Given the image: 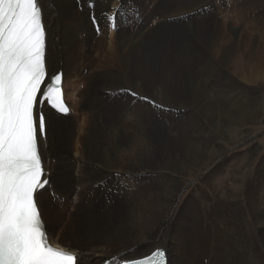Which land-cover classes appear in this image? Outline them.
I'll use <instances>...</instances> for the list:
<instances>
[{"label": "bare ground", "instance_id": "6f19581e", "mask_svg": "<svg viewBox=\"0 0 264 264\" xmlns=\"http://www.w3.org/2000/svg\"><path fill=\"white\" fill-rule=\"evenodd\" d=\"M151 1L155 4L152 9L148 8L149 0H39L46 26L48 77L53 75L49 73L55 68L54 65L51 67L52 60L55 64H63L65 76L61 87L66 106L69 102H74L76 107L82 105L87 115L84 122H77L79 127H70V123L61 127V121L71 122L69 114L79 115L81 112H75L73 105L67 113H62L52 108L47 101L38 103L37 108L43 111L46 118V132L39 137L45 172L42 179L46 178L49 183L37 192V201L50 232L49 242L54 247L74 251L84 264H100L102 257L111 254L114 248L116 251L128 249L127 253L143 248V252L147 251L136 258L118 262L143 258L161 247L158 245L159 239L167 249L168 264H205L204 252H198L199 249L202 252V249L206 248V245L199 246V240L202 242L204 238L203 232L201 233L200 229L198 233H193L192 230L195 229L189 222L191 219L194 222L198 220L202 227L204 225L205 228H211L205 217L206 209L199 207L201 188L195 184L192 192L198 207L192 202V209L182 208L184 225L177 224L172 229L171 222L168 221L170 211L157 224L156 214L168 206L171 208L186 182L189 184L188 181L195 177L197 170L194 167L212 163L216 159L215 156H220L223 150L217 151L205 144L189 146L185 144L187 141L183 146L167 144L168 146L164 147L162 136L166 131H161L162 127H154L158 124H154L153 118L165 107L164 104L172 107L181 104L185 109L188 108L187 104H190L197 110L201 119L199 128L206 136L205 143H211L212 133L206 130L205 122H212L224 135L223 133L231 132L235 127L246 126L245 117L248 119L264 115V99H255L246 104L242 90L244 95L236 96L231 106L226 100L218 99L220 103L215 109L204 97L206 94L202 86L207 78L217 82H227V79H230L234 85H237L240 79L248 81L249 84L260 81L264 85V59L259 58V54H253L257 51L249 54L244 50V47L251 45L255 37H250L248 33L246 41L239 39L233 48L237 52L230 56L232 50L226 49L227 46L225 47L223 42L217 43L218 38L210 35L207 27L205 34L200 32L196 35L179 25L178 17L182 12L198 10L212 3L211 0ZM253 1L259 0H250L249 3ZM212 9L213 5L208 12ZM208 12L192 17L205 16ZM53 17H57L55 22H52ZM106 18L108 21L104 22ZM238 19L242 20L243 17L238 16ZM168 22L171 23L167 24ZM107 30L113 41L107 47H102L99 41L103 39L99 38L107 34ZM191 33L192 38L185 35ZM93 37L95 38L92 39ZM91 40L95 43V55L89 57L87 52L91 48ZM214 56L216 59H213ZM85 61H88L90 66L85 75L86 80L83 81V75L81 72L79 74L78 69L79 63ZM59 67L56 66L55 69L61 70ZM83 68L84 66L80 70ZM189 73L193 76H188ZM69 76H72L70 80ZM49 82L50 79L46 78L42 92ZM81 84L83 89L79 88ZM206 85L210 83L206 81ZM214 89L216 88H212ZM42 98L41 93L38 100ZM209 99L211 104L215 102L213 98ZM179 140L174 142L178 143ZM62 149L68 150L72 156L65 151H59ZM52 160H55L54 164L50 163ZM239 164L240 166L235 164L240 174L237 184H234V191L227 194L230 197L228 209L220 207V222L223 223L224 235L220 244L224 256L220 257L218 262L264 264L252 237L241 230L245 218L242 219L243 213L238 199L245 183L242 169L246 164ZM262 166L264 168V163ZM229 170L227 165L226 168L216 167L214 172L221 173L218 175L225 179L224 172ZM153 172L156 185L150 188L148 184ZM161 175H164L162 183ZM256 176H259L257 169L250 172V184L254 187ZM212 177L214 178V175ZM58 183L69 196L71 207L60 205L64 201L67 204L68 200L65 194L60 192ZM53 184L55 188H52ZM45 187L56 196H52ZM43 197L48 198L44 210ZM258 199L262 200L260 197ZM99 203L106 209L105 212L98 210ZM260 207L258 202L253 201L250 209L255 224L264 226V210ZM48 209L51 213L48 214L47 223L44 211L48 212ZM229 216L234 217L229 219ZM261 229L264 230V227ZM156 235L159 238L158 243H155L150 251L145 250V246ZM173 242H178V245ZM211 245L219 246L218 242H212ZM171 250L178 254H172ZM242 254L244 256L240 257Z\"/></svg>", "mask_w": 264, "mask_h": 264}, {"label": "rangeland", "instance_id": "374dc122", "mask_svg": "<svg viewBox=\"0 0 264 264\" xmlns=\"http://www.w3.org/2000/svg\"><path fill=\"white\" fill-rule=\"evenodd\" d=\"M249 1L250 0H211L212 3L204 5L202 8H200L198 10L195 9V10H192V11L187 12V13L182 12V14H180L178 17V20H180L179 25H180V27L183 26L182 27L183 29L190 30V31L194 32L196 35L200 32H201V34H205L208 31V33L210 35H214L215 38H218L217 43L223 42L224 46L225 47L227 46L226 49L232 50L230 56L237 52L236 49L234 50L233 48H234L235 44L238 42V40L243 38V40L246 41L248 39V33H249L250 37H255V38H253V42L251 43V45L253 43L254 44L252 45L253 47L251 45H248V46L244 45V46H246V47L243 46L244 50L246 52H248L249 54H252L253 52L257 51L256 53H253V54H259L258 55L259 58L264 59V47H263L264 46L263 45L264 44L263 43L264 42V1L259 0L257 2L253 1L251 3H249ZM149 3H150V6L148 8L152 9V7L155 4L151 0H149ZM212 5H213L214 10L212 9L213 11L211 10L210 12H208L211 9ZM77 9L82 10L81 7H77ZM207 12H208V14L205 16H200V17L194 16V17H192L193 15H198L199 13L204 15V13L206 14ZM238 16L240 18L243 17V19L242 20L238 19ZM53 18H52L53 19L52 22H55L57 17H53ZM195 18H197V19H195ZM214 19H216V21ZM105 20L106 21H104V22H107L108 18H106ZM169 23H171V22H168L167 24H169ZM168 27H169V25H168ZM206 27H207V31H206ZM216 27H217V29H216ZM110 28L111 27L109 26V30H110ZM199 29H200V31H199ZM96 30H98L97 27H96ZM109 30H107V34H103V35H101L102 37L99 38V39H103V40H101L102 42L99 41V39H97V41H99L101 43L100 46L103 45L102 47H104V46L107 47V45L111 44V41H113V39L111 38V36L108 32ZM217 33L219 34V36ZM185 35H189L188 38H192V33L191 34H185ZM221 36L223 39L221 38ZM239 36H241V37H239ZM94 38L95 37H93L92 39H94ZM97 38H98V36H97ZM85 47H88V46H85ZM94 49H95V43H93V40H91V48L88 50L87 56L91 57V55H95V52H93ZM249 50H251V51H249ZM214 58L216 59V56H214L213 59ZM52 65H54L55 68H56V66L57 67L60 66L62 69L60 70V69L53 68L54 71H50L49 75L54 74L57 71H61L63 74V77L65 76L63 64H55V62L52 60L51 61V67H52ZM81 65L84 66L83 70H80L82 67ZM89 66H90V63L88 61H85L83 63H79L78 72H79V74L81 72V75H83V76H81V79L84 78V80L82 79L83 81L86 80L85 75H87V71H88L87 69H89ZM201 70H202V67H201ZM209 75H211V74L209 73ZM188 76H193V75H192V73H189ZM71 77L72 76H69V80L71 79ZM205 80L208 83H210V85H206ZM205 80L202 83V86H204V93L206 94L204 97L206 98L207 102L211 106H213L215 109H216V107L219 106V103H220L218 101V99H222V101L226 100L228 102V104L231 106V104L235 102V101L233 102L232 100H235L237 98L236 96L244 95V93L247 96V97H244L245 95L242 96L244 98L245 103L246 102L249 103V102H251L255 99L257 100L259 98L264 99V85L260 81L253 82V83L249 84L248 81H244V80H242L244 82V83H242V81L240 79L239 82L237 81L238 82L237 85H234L235 83L230 81V79H227V82H217L214 79L211 80V78L209 79L210 81L208 80V78ZM239 83H241V85ZM246 84H248L249 86ZM208 86H210L212 88H216V89L212 90V88H210V87L208 88ZM236 86H238L239 88ZM79 88L83 89L82 84L79 85ZM237 90H239V91H237ZM241 90L244 92V93L242 92L243 94L241 93ZM236 91H237V94L235 93ZM247 93H248V95H247ZM220 95L222 98L220 97ZM209 98H213L215 100V102L213 101L211 104V101ZM238 99L240 100L241 98H238ZM217 103H218V105H217ZM72 105L75 107V112L78 111L79 113L81 112V114H79V115H76V113L75 114L74 113L69 114V116L71 117V119H70L71 122H66V123L64 122L63 123V121H61V127H62V125L67 124V123L71 124L70 127L72 125H74V127H79L78 123L84 122V120H85L84 118L87 115L85 113V111H86L85 107H82V105H79V107L78 106L76 107L74 102L68 103V106L70 109H71L70 106H72ZM164 106L165 107L162 108L161 112L155 118H153L155 121L154 124H158V125H155L154 127L159 126V127H162L161 131L162 130H164L163 132L166 131L164 133V135L162 136V146H164V147H167L168 145L177 146V144H178V146H181V145L183 146L184 143L187 141L188 143H185L186 145L189 144V146H202L203 144H205L206 146H209V147H211L217 151L223 150V153L220 154V156H218V157L215 156L216 159L213 160L212 163H209L207 165H202L199 168L194 167L197 170L195 177H192L188 181L189 184L186 182V185L179 192V195L177 196V199H176L175 203L171 206V208L168 206L164 210L161 209L156 214L157 224L163 217H165V214L170 211L169 215H171V216L169 217L168 221L171 222V228L174 229V227L177 224L184 225L185 220L182 218V217H184L183 216L184 212L182 211V208H183V210L192 209L194 207L192 202L195 203L196 206L198 207V203L193 198L194 194H192L193 189L196 187L195 184H197L201 188V190L203 191V192L201 191L202 197H201V195L199 196L200 198L198 197V201L200 204L199 207L201 206L200 208L206 209L205 210V214H206L205 217H206L207 222L210 223L209 226H211V228L210 229L205 228L204 225L202 227V224H200L201 225V228H200V225L198 223H201V222L200 221L198 222V220L197 221L195 220V222H194V220L191 219L192 221L189 220V222L194 227L193 229L196 230V231L192 230V232L194 231L195 233H198L200 231V229H201V233L203 232L204 238L202 239V242L199 240V243H200L199 246L206 245V248L205 249L201 248L202 252L198 248L199 249L198 252H200V253L204 252L203 256H205V258H203V262L205 260L206 261V262H204L205 264H208L209 262L210 263L213 262V264H219L218 259L220 257L224 256V254L222 253V244H220V242H222V238L224 236L222 234L223 233L222 232L223 223L220 222L221 221L220 219H222L220 207L223 206L226 210L228 209L230 197L227 194H229V192L234 191V184H237V180H238L239 175H240V174H238V170H237V167L235 164L240 166L239 163L242 162V164H246L242 169V171H243L242 176L244 177L245 183H244L243 189L240 191V198L238 199V203L240 205V208L242 209V213H243L242 219L245 218L243 220H245L244 225L246 227L244 225H243L244 227L241 226V230L242 231L244 230L243 233L245 232L247 235H250V237H252L251 239L255 243L258 255L260 256V259L263 262V260H264V247H263L264 230L261 228L264 226L260 225L261 226L260 227V226H258V223L255 224L256 221L254 219L253 212L250 209V206H251V203H253V201L258 202L259 207L263 206L260 208L262 210H264L263 209L264 208V205H263L264 204V199H263L264 198V191H263L264 190V181H263L264 168L262 166V163H264V115L257 116L259 118V120H257L258 119L257 117L248 118L249 120L245 117L246 126H238L237 128L235 127V128H233V131L223 133L224 135H222V132H220V130L217 128V126H215L212 122H208V123L205 122L204 126H205L206 130H209L213 135V136L211 135V137L213 138L212 142L211 143H209V142L205 143L206 136L203 135L204 133L200 132V128H199L201 119L199 118L197 110H195L194 107H192L190 104H187V107H188L187 109L183 108V105H181V104L178 105V107L177 106L172 107V106H168V105H167L168 106L167 107L165 104H164ZM228 108L226 107V109H228ZM186 113H187V115H186ZM237 115H239L238 111H237ZM261 117H263V118H261ZM224 118H226V116ZM229 118L231 121V116ZM251 122L253 124H251ZM258 122H261V123L258 124ZM163 123H164V125H163ZM212 125H214L215 127ZM254 125H256V127ZM128 127H130V126H128ZM259 127H261V129H259ZM248 129H249V131H248ZM129 130L132 131L131 128H129ZM167 130H170V131H167ZM176 134H177V136H176ZM244 134L245 135L247 134V135L245 136ZM179 135H181V136H179ZM168 136H170V137H168ZM175 138L180 139L181 141L179 140V142L176 143V142H174L176 140ZM192 141L194 142V144ZM198 142H200V143H198ZM179 144H181V145H179ZM50 149L52 150V148H50ZM59 151H65L66 154L71 155V153L66 149L65 150L62 149ZM248 160H250V161L248 162ZM50 163L54 164L55 160H52ZM227 165H229L230 170L227 172H224V174H226L225 179L222 178V175H218L221 173L217 174L216 172H214V171H216V167L222 168L224 166L226 168ZM255 169H257V171L259 172V176L258 177L256 176L257 181L255 183L256 186L254 187L253 185L250 184L252 182V181H250V172L255 170ZM152 175L153 176L150 178L151 180L149 179V184H148V186L150 188H152L151 186L156 185V180L154 178V175H155L154 172L152 173ZM213 175H214L215 179L212 177ZM162 176H164V175H161L160 183H162V180H163ZM210 178H212V179L210 180ZM180 179H181V181H183V178L180 177ZM207 179H209V180H207ZM199 181H200V183H199ZM249 184L251 186H249ZM135 185L137 186V183ZM58 187L60 188V192L65 194L66 200H68L67 204H65L66 201H64V202H61L62 204H60V205H67V206L71 207V200H70L69 196H67L65 191L59 185V183H58ZM249 187H250V189H249ZM253 187L255 189H253ZM45 188H47L49 190V193L52 196H54V197L56 196V194L52 193L48 187H45ZM52 188H55L54 184H53ZM231 188H232V190H230ZM252 189H253V191H252ZM254 196H257V198H254ZM259 197L263 201L259 200L258 199ZM47 199L48 198H46V197L42 198L43 210H44V204L47 203ZM83 205H87V204L83 203ZM97 206H99L98 207L99 211H104V212L106 211V209L101 206V203L97 204ZM83 209H85V208H83ZM171 212H173V213H171ZM180 212L182 213V215H180ZM50 213L51 212L49 211V209H48V212L44 211V214H45L46 219H47V223H48V217H49ZM251 213H252V215H251ZM55 214H57V213L55 212ZM230 217L233 218L234 216H229V219H230ZM235 218L237 219L236 216H235ZM215 219H216V221H215ZM227 219H226V221H228ZM44 220H45V218H44ZM211 222L212 223L214 222L213 223L214 225L211 224ZM197 225H198V227H197ZM256 226H258V227H256ZM259 229H261V231H262L261 234L263 233L262 235L259 234L260 233ZM256 230H258V231H256ZM158 239L159 238L157 237V235L154 238H152L151 241L148 243V245L145 246L147 248L145 250L150 251L152 246L154 247L155 243H158L157 242ZM130 241H132V240H130ZM260 241H261V243H260ZM212 242L213 243L218 242L219 246L211 245ZM159 243H160V244H158L159 246L164 247V245L160 239H159ZM173 243L176 246L178 245V242H173ZM143 249L142 250L139 249L138 251L134 250L133 252L127 253L128 249H123V250L118 249V251H116V248H114L112 250L111 254L106 255L107 257L106 256L102 257L101 262L103 260H109L110 262L114 263L115 261L118 262V261L123 260V259H129L132 257L136 258L142 254H146L147 251L143 252ZM236 251L239 253L241 252L240 250H236ZM170 252L172 254H178L172 250ZM126 255L128 257H126ZM226 255H227V253H226ZM242 256H244V254H242L240 257H242ZM80 263H81V260H79V264ZM81 264H84V263H81Z\"/></svg>", "mask_w": 264, "mask_h": 264}, {"label": "snow or ice", "instance_id": "6c2138e0", "mask_svg": "<svg viewBox=\"0 0 264 264\" xmlns=\"http://www.w3.org/2000/svg\"><path fill=\"white\" fill-rule=\"evenodd\" d=\"M61 84L62 73L48 77L39 0H0V264H79L74 251L49 242L37 201L49 183L39 140L46 118L37 105L67 113ZM135 264H167L165 251Z\"/></svg>", "mask_w": 264, "mask_h": 264}]
</instances>
